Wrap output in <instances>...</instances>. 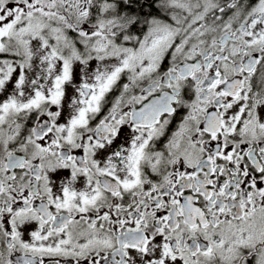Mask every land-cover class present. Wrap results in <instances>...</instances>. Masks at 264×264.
Returning <instances> with one entry per match:
<instances>
[{
	"label": "snow or ice",
	"instance_id": "obj_1",
	"mask_svg": "<svg viewBox=\"0 0 264 264\" xmlns=\"http://www.w3.org/2000/svg\"><path fill=\"white\" fill-rule=\"evenodd\" d=\"M0 264H264V0H0Z\"/></svg>",
	"mask_w": 264,
	"mask_h": 264
}]
</instances>
